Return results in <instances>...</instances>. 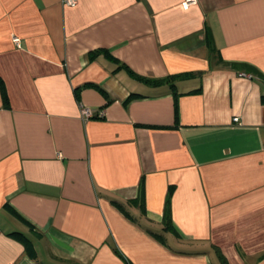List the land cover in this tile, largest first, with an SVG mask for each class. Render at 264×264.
<instances>
[{"label": "crops", "instance_id": "crops-1", "mask_svg": "<svg viewBox=\"0 0 264 264\" xmlns=\"http://www.w3.org/2000/svg\"><path fill=\"white\" fill-rule=\"evenodd\" d=\"M185 1L0 0V264H264V0Z\"/></svg>", "mask_w": 264, "mask_h": 264}, {"label": "trees", "instance_id": "trees-1", "mask_svg": "<svg viewBox=\"0 0 264 264\" xmlns=\"http://www.w3.org/2000/svg\"><path fill=\"white\" fill-rule=\"evenodd\" d=\"M210 38V34L208 33L207 34V40H210L209 39ZM180 77H182L183 78V76L182 75H177V76H171V77H168V78H166V79H161V80H151V79H146V78H144V82L145 83H149V84H152V85H155V86H157V85H161V84H163V83H166V84H170V87L171 88H173V87H175V85H173V83H174V79H176V78H180ZM0 85H1V79H0ZM138 95H135V94H132L131 96H129V99H131V98H135V97H137ZM2 99H3V103L5 104V106H7V103H8V101H7V96H6V94H4V92L2 93ZM128 99V100H129ZM113 202L116 204V206L117 207H121L122 205H119V203L118 202H116V201H114L113 200ZM133 202V200L132 201H129V203H132ZM165 210H164V214H163V220H162V224H163V229L164 230H171L172 229V226H171V219H170V210H169V201L167 200V202H166V205H165V208H164ZM14 235H19V234H17V233H13ZM20 236V240H23V241H25V243H29L28 241H27V239L24 237V236H22V235H19ZM31 253V252H30Z\"/></svg>", "mask_w": 264, "mask_h": 264}, {"label": "built area", "instance_id": "built-area-1", "mask_svg": "<svg viewBox=\"0 0 264 264\" xmlns=\"http://www.w3.org/2000/svg\"><path fill=\"white\" fill-rule=\"evenodd\" d=\"M63 4L67 5V6H74L75 3H76V0H62ZM196 3V0H186L185 1V4L186 5H191V4H195ZM13 43L16 47H18V39L17 38H13ZM80 113H81V116L84 118V119H90L92 116H93V112L91 111V109L89 108H85V107H81L80 108ZM234 122H238V119L237 118H234L233 119Z\"/></svg>", "mask_w": 264, "mask_h": 264}]
</instances>
